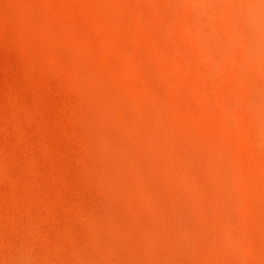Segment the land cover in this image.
Listing matches in <instances>:
<instances>
[{"label":"clouds","instance_id":"obj_1","mask_svg":"<svg viewBox=\"0 0 264 264\" xmlns=\"http://www.w3.org/2000/svg\"><path fill=\"white\" fill-rule=\"evenodd\" d=\"M0 264H264V0H0Z\"/></svg>","mask_w":264,"mask_h":264}]
</instances>
